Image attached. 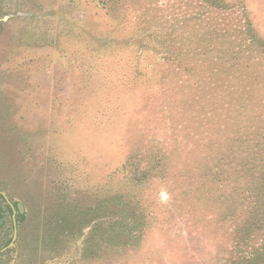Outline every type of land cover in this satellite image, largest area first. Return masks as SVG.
Listing matches in <instances>:
<instances>
[{
  "label": "rangeland",
  "instance_id": "374dc122",
  "mask_svg": "<svg viewBox=\"0 0 264 264\" xmlns=\"http://www.w3.org/2000/svg\"><path fill=\"white\" fill-rule=\"evenodd\" d=\"M189 19L217 24L218 40L197 52L203 64L187 50L191 33L205 40ZM214 58L248 80L223 108L228 136L260 134L247 144L263 154L241 178L234 164L219 175L235 199L225 213L205 200L192 208L186 184V122L219 118L217 103L233 97L201 89ZM156 70L185 90L199 78L191 92L209 104L186 110L192 100L177 98L169 115L178 91ZM260 79L264 0H0V264H264V81L251 82ZM205 181L204 194L221 184Z\"/></svg>",
  "mask_w": 264,
  "mask_h": 264
},
{
  "label": "trees",
  "instance_id": "16d2710c",
  "mask_svg": "<svg viewBox=\"0 0 264 264\" xmlns=\"http://www.w3.org/2000/svg\"><path fill=\"white\" fill-rule=\"evenodd\" d=\"M217 15L218 14L216 15L214 14L216 18H217ZM187 26H189L194 31H197L198 29H200L205 35V38H204L205 40L203 44L198 43L197 36L195 33H191L190 40L186 42L187 50L196 54L197 57H194L196 61H201V60H197L200 57L199 56L200 54L197 52L200 51L199 49L201 45L206 46V44L218 38V35L215 34L217 33V30H216L217 24H215V19H210V20L208 19L207 21H203L201 19H189L188 21H186V27ZM112 43L113 42H111L110 44ZM213 49H211V54L215 53ZM171 53L175 54V57L173 58V60L175 61L174 63L179 64L178 62L179 57H177L178 51L171 50ZM252 53H255V52H252ZM244 54L246 57L250 55L249 52H246ZM234 55L238 57L239 61L242 60V63L247 61V59L243 58V56L240 59L239 56H241V53L235 52ZM146 59H147V56H144L143 61H145ZM190 59H188L186 55V68L189 70H191L192 68V64L189 61ZM249 60H252V59H249ZM201 62L203 64V61ZM229 63L230 62L227 58L221 61H218L216 58L211 60L208 65V69H211V72H210L211 78H209L207 82L203 84V88L201 86V89H206L207 91H213L214 90L213 86L222 85L224 86L222 88L223 96H226V97L233 96L230 98L223 97L222 102L217 103V105L221 107L220 109H222L221 114H219V118H216V115L215 116L212 115L211 113H215V111H212V112H207L206 117H204V121L199 123L202 126L197 125V127H194L190 123L186 122V139L189 137L190 134L192 136L190 140L188 141V143L186 142V153L192 154V156L195 157V158H192V161L189 165L188 174H190V179L186 182V184L190 188H196L195 192L188 193V200L192 204V208L198 207V204L205 200L204 204L213 205L215 208L218 207L220 210L224 208V210H222V212L224 213L228 212V208H230L229 205H231V203H234L235 199L231 198L233 197V195H228V193L226 192L227 189L228 191L232 190V189L227 188L228 181L223 180L222 182H220V180L218 179L219 175L221 174L225 176V172H228V171L230 173L234 172L229 169V166L234 164L238 168V171L236 174L238 175L239 178H241L247 175L248 172L250 171V168H251L250 165L251 163L254 162V161L252 162V160L253 159L256 160L257 156L261 157L263 155L262 152H260L261 150H259V147H254L250 144H247L249 142V139L253 142V138L254 139L257 138V136H259L260 134L254 135L251 133V134H248L246 137L239 135V137H235V138H232L231 136H228L227 134V132H229L232 126H230L231 124L228 123L230 119H226V115H222L223 114L222 112L226 111L223 108L224 106L230 105L232 102L236 104V101H238L239 96H241L244 93L242 91V89L246 85L244 84V82L248 81L246 80V78L241 80L240 78H238L239 76H236V77L233 76L234 75L233 72H227L226 69L228 70L232 69V67H229ZM181 64H183V62H181ZM220 65H227L228 67L219 69L218 67ZM245 66L246 68H249L247 65ZM175 68L176 66H174V69ZM175 70L178 71L179 68L177 67ZM154 73H155V70L149 72L148 74L142 75V76L143 78H147L150 76L149 74L153 75ZM221 74H223V76L218 78V76ZM155 76H158L159 78L162 76H166L167 77L166 81L169 82L171 86L173 84V87L175 88L173 92L176 93L178 91L177 94H171L170 98H173V100L172 99L169 100L167 102V106H165V109L167 110V113L169 115L173 111L178 112V107L182 105L180 102H178L177 98L184 97V99L186 100H192V101L186 102V107H187L186 110L194 109L198 104H204L205 102L209 104L208 103L209 96L207 95H202V96H199L198 98H194V96L197 93H199L200 88H196V92L194 90V93L193 91L191 92V89H194V87L197 86L194 83L199 82L200 80L199 78H196L195 82H193L194 78L193 76H190L189 74V76L186 77V83L189 78H193V79L192 81H188L191 83L186 84V90H185L183 86L184 83H182L181 80L179 81L178 80L179 77L174 76L172 73H169V72L159 73L158 70H156ZM263 81L264 79H260V80H256V81L254 80L251 82H253V84L259 85ZM211 83H213V85ZM240 84H243V87H241ZM254 86L255 85L251 86L252 90ZM246 88H248L247 85H246ZM215 92L217 93V96L220 99L221 98L220 93H218L217 90H215ZM204 94H207V93L204 92ZM224 99H227L228 101L225 102ZM195 113H201V111H195ZM176 120H177L176 116H174L172 119H170L169 117L163 120L164 121L163 124L164 125H166L167 123L174 124ZM261 126H262L261 129L263 130L264 125L262 124ZM242 127L246 129L245 126H242ZM200 129L201 130L203 129V131L198 132ZM217 129L220 130L219 136H215ZM256 170L260 172L262 169L259 170L258 168H256ZM262 175L264 177V171L262 172ZM216 177H217V182L221 183L219 187L215 189V191L213 192H210V193L207 192L204 194L203 186L206 183L205 178L215 179ZM223 184L226 186V188H224ZM193 185H197V186H193ZM223 189H224V192H223ZM221 194H223V196H221ZM218 197H220V199L226 198L223 204L220 203V200ZM215 202H218V204L214 205ZM6 208L9 210V212H12L11 208L8 205L6 206ZM2 211H3L2 208H0V219L4 218ZM19 218L20 220H22L23 216L19 215Z\"/></svg>",
  "mask_w": 264,
  "mask_h": 264
},
{
  "label": "water",
  "instance_id": "95a60500",
  "mask_svg": "<svg viewBox=\"0 0 264 264\" xmlns=\"http://www.w3.org/2000/svg\"><path fill=\"white\" fill-rule=\"evenodd\" d=\"M1 194V193H0ZM1 195H3V194H1ZM8 204L13 208V206H12V204L8 201ZM19 209H20V212L21 213H23L22 212V209H23V207L21 206V205H19ZM14 224H15V232H14V238H13V242H15V240H16V238H17V235H18V230H17V221H16V216L14 215ZM12 242V243H13ZM4 250H2L1 252H0V254L3 252Z\"/></svg>",
  "mask_w": 264,
  "mask_h": 264
},
{
  "label": "crops",
  "instance_id": "0c3cea01",
  "mask_svg": "<svg viewBox=\"0 0 264 264\" xmlns=\"http://www.w3.org/2000/svg\"><path fill=\"white\" fill-rule=\"evenodd\" d=\"M4 221H5V219H3V222H1L0 225H3L4 224Z\"/></svg>",
  "mask_w": 264,
  "mask_h": 264
}]
</instances>
